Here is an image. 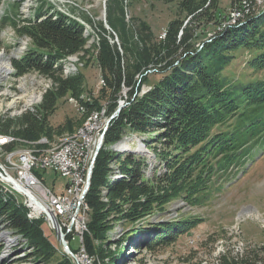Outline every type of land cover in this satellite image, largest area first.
I'll use <instances>...</instances> for the list:
<instances>
[{
	"label": "trees",
	"instance_id": "trees-1",
	"mask_svg": "<svg viewBox=\"0 0 264 264\" xmlns=\"http://www.w3.org/2000/svg\"><path fill=\"white\" fill-rule=\"evenodd\" d=\"M110 1L107 23L119 34L123 52L120 55L115 45L110 44L107 31L101 26L103 36L97 52L91 55L105 80L102 90L110 94L104 98L105 91H102L98 97L79 99L88 111L106 105L110 115L117 109L122 88H128L126 106L104 132L85 195L88 220L83 245L101 264L105 259L116 264L119 258L116 251H121L131 233L143 228L138 223L136 228H131L134 230L127 232L125 222L140 220L144 213L151 211V205L181 194L191 185L192 177L201 181L213 174V168L226 171L234 163L242 164L245 156L264 150V77L242 82L224 74L239 49L246 52L245 67L251 71L264 70V7L257 0H230L229 5L240 15L212 37L207 36L208 32L229 15L219 7V0H176V15L164 30L165 37H154L139 22V28L146 32L136 34V40L132 39V32L127 30L121 16L125 12L124 0ZM126 4L128 0L127 7ZM42 14L40 9L35 11V16L27 19L29 25L21 31L32 37L33 45L13 60L18 73L32 69L54 76L58 67L61 69V65L54 64L84 50L88 41L82 26L72 18L62 13L52 20L42 18ZM186 17L190 19L178 35ZM152 73L158 76L157 80L141 93V86L149 83ZM58 75L54 77L56 89L43 96L34 112L0 123V133L27 141L37 140L41 132L50 136L52 128L47 119L56 108L57 100L67 91L80 98L83 91L82 71L64 79ZM64 126L57 129L62 130ZM66 126L71 129L74 125L69 122ZM129 132L148 134L150 138L144 140L147 148L166 160V173L157 175L153 182L141 169L146 163L142 154L135 151L118 154L111 148ZM153 140L160 141L161 150H157V145L148 144ZM203 155L208 157L207 165ZM213 158L215 163L211 164ZM199 166L200 170L195 172ZM5 199L7 202L0 199V218H5L15 233L28 238V246L36 257L49 262L55 256V246L43 231L41 220H45L28 218V209L16 204V198ZM117 223L123 231L122 239L111 250L107 241ZM166 233L168 227L157 236L151 233L150 237L160 239ZM60 254L55 264H75L66 253ZM263 254L264 245L256 252L247 251L240 256L223 254L218 264H264Z\"/></svg>",
	"mask_w": 264,
	"mask_h": 264
},
{
	"label": "rangeland",
	"instance_id": "rangeland-1",
	"mask_svg": "<svg viewBox=\"0 0 264 264\" xmlns=\"http://www.w3.org/2000/svg\"><path fill=\"white\" fill-rule=\"evenodd\" d=\"M126 1L124 0L123 4L125 12L120 15L127 30L132 32L133 40H136V34L146 32L139 28V22H143L147 26L146 28L151 30L154 37L158 39L165 37L164 30L176 15V0H128L127 7L125 6ZM33 2L32 6H29V4L26 5L27 0H0V62L3 61L6 64L8 62V69H2L3 72L0 73V123L7 122L8 119L14 120L26 112H34L43 96L49 90L56 89L55 75L59 74L58 76L64 79L73 76L79 70L82 71L84 75L81 85L83 91L79 96L80 98L67 91L62 98L57 100L56 108L52 114L48 115L47 119L48 126L52 128L50 136L41 132L37 140L27 141L11 134H4L15 138L9 142V146L0 150L1 160H4L12 150L56 146L62 139L74 135L85 121L86 115L92 110L88 112L84 107L82 112L79 109L81 107L80 100L98 97L104 88L99 82L102 77L99 68L95 65L94 58H91V55L97 52L99 40L103 36L101 26L106 29L110 44L115 45L117 51L121 52L120 55L123 52L120 47L119 34L116 30H112L107 23V9L111 5L110 0H34ZM229 2L230 0H219V7L229 15L221 20L218 27L215 25L216 29L212 28L213 30H210L207 36L212 37L213 34L222 31L229 22L236 20L234 14L237 11H233ZM257 2L259 6L264 7V0H257ZM33 7L36 11L41 10L43 13L41 17H49L54 20L58 17H56L57 13L52 11L54 9L60 13L66 12L69 17L73 18L71 20L76 22L79 20L85 23L88 33L84 32L83 34H86L88 41L85 43L84 50L69 55L76 59L77 71L66 75L63 69L58 67L59 70L54 73V76L32 69L22 73L17 72L12 58L19 57L27 50V47L33 45V39L29 34H21L22 30L29 25L27 19L32 14L31 8ZM189 19L188 17L184 18L178 35L183 32V27ZM212 24L214 23L212 22ZM195 45L199 46V44ZM22 49L24 50L19 52ZM234 54L235 56L231 64L225 68L224 74L233 76L242 82L264 77V70L251 71L249 67L244 66L247 60L244 49H239ZM122 61H124V57L121 58ZM154 73L150 74L149 83L141 86V93L149 90L150 84L157 80L158 76ZM104 91V98H107L110 91ZM127 91V87L122 88L120 96L117 97V107L119 105H122V108L126 106ZM68 119L74 125L72 130L66 126L69 123L67 122ZM61 125H65L62 130L57 129ZM44 138L46 142L43 145L41 141ZM149 138L148 134L138 135L129 132L121 140L123 144H133L131 150L146 158V163L142 164L141 169L145 176L152 179L153 182L157 175L161 176L166 173L167 169L166 160L160 157L159 153L156 154L155 151L147 148L148 145L145 144L144 140ZM138 144L141 146L135 148ZM148 144L150 146L157 145L159 147L157 150H161L160 141L153 140ZM37 145L40 146L37 147ZM120 147L111 146L115 152L122 154L125 151H121ZM148 152H151L154 157L149 156ZM203 157L207 165L208 157L205 158V155ZM210 163H215V159L213 158ZM243 163L245 164L243 165ZM195 170L198 172L200 166ZM37 174L43 183L54 192H59L64 188L67 181L66 177L50 168L39 169ZM208 177H203L201 181H198L195 176L192 177L193 179L189 183L191 185L186 187L181 194L170 199L164 198L162 203L159 201V203L151 205V211L144 213L140 220L125 222L124 227L127 232L133 227L136 228L138 223V226L142 225L143 228L131 233L121 251H116L117 255L119 254L116 264H218L223 254L240 256L247 251L254 250L256 252L258 247H262L264 245V150H259L251 160L249 155L245 156L242 164L234 163L226 171H215L213 168V174ZM111 179L114 181L113 177ZM105 193L104 190L103 194ZM5 198H16L15 200L18 201L16 204L24 206V196L13 192L9 186L0 182V199L7 202L8 199ZM86 213L88 220V212L86 211ZM5 220V218H0V232H3L2 236L10 239L8 241L7 238L1 236L0 264H55L61 256L60 253H65L58 235L51 227L50 220H41L45 235L55 246V256H52L49 262L44 258L36 257L33 250L28 246V238L15 233ZM167 227V237L164 236L160 239L150 237L151 233L154 232L157 236L158 233L164 232ZM121 233H123L121 225L117 223L109 233L110 236L107 241L111 250L122 239ZM78 245V238L70 242L72 249ZM71 259L73 261V258ZM108 260L105 259L104 264H110L111 261ZM92 262L96 264L93 258H91V264Z\"/></svg>",
	"mask_w": 264,
	"mask_h": 264
},
{
	"label": "built area",
	"instance_id": "built-area-1",
	"mask_svg": "<svg viewBox=\"0 0 264 264\" xmlns=\"http://www.w3.org/2000/svg\"><path fill=\"white\" fill-rule=\"evenodd\" d=\"M260 2V1H259ZM239 12L234 16L238 17ZM107 27V25L105 24ZM105 85L103 77L99 79ZM81 109V107L79 108ZM96 111V119L76 143L63 149L56 158H45V150L34 154L10 153L4 160L0 159V176L11 178L22 185L24 198L32 203L36 215L51 219V227L56 235L64 234L67 247L80 264H91V257L83 245V236L87 231L85 223V204L83 203V186L85 176L90 168V158H95L97 139L105 122L109 121L106 105ZM115 118V117H114ZM4 140L0 139V142ZM50 168L67 178L64 188L54 192L47 187L37 174L39 169ZM78 238L79 245L72 249L70 242Z\"/></svg>",
	"mask_w": 264,
	"mask_h": 264
},
{
	"label": "bare ground",
	"instance_id": "bare-ground-1",
	"mask_svg": "<svg viewBox=\"0 0 264 264\" xmlns=\"http://www.w3.org/2000/svg\"><path fill=\"white\" fill-rule=\"evenodd\" d=\"M26 1V0H25ZM28 1V3H26V5H28L29 4V6H32V2L34 1V0H27ZM35 1H37V0H35ZM57 1H59V0H57ZM55 2V1H54ZM34 3V2H33ZM63 3H65L64 1H63ZM58 4V3H57ZM56 4V5H57ZM55 5V6H56ZM61 6V5H60ZM54 8V7H53ZM60 8V7H59ZM53 11H55L54 9H52ZM34 11H35V7H33V8H31V13L33 14L34 13ZM58 12H60V11H58ZM55 13H57V11L55 12ZM63 13V15L64 16H68V14L66 13V12H64V11H62L60 14H62ZM31 15V14H30ZM29 15V16H30ZM52 15H54V14H52ZM28 16V17H29ZM58 16V13L56 14V17ZM78 17V16H77ZM67 18H69V16L67 17ZM54 19H56V18H54ZM69 19H71V16H70V18ZM73 19V18H72ZM79 19V18H78ZM85 20V19H84ZM93 22V21H92ZM78 23L82 26V30H83V28H85L84 30H83V33L85 32L86 34L88 33V30H86V25H85V23H83V22H81V21H79L78 20ZM82 23V24H81ZM92 28H93V25H92ZM90 33V32H89ZM85 34V35H86ZM22 48H23V46H22ZM25 48V47H24ZM27 49H28V47H27ZM24 49H22V50H19V52H22ZM26 51V50H25ZM24 51V52H25ZM23 52V53H24ZM22 53V54H23ZM22 54H20L19 55V57H13L12 58V60L13 59H16V58H20L21 57V55ZM46 57V56H45ZM44 57V59H46ZM2 58V57H1ZM5 60V59H4ZM58 61V60H57ZM1 64H0V73H2L3 72V70L2 69H8V62H7V64L5 63V62H0ZM10 64V63H9ZM78 63H76V59L75 58H71L70 56L69 57H67V58H64V59H62V60H60L59 62H57V63H55L54 64V66L55 67H58L59 65H61V68L63 69V71H64V73L67 75V74H69V73H73L74 71H77L78 69H77V67H78V65H77ZM77 69V70H76ZM36 102H37V100H36ZM39 103V102H38ZM32 110H34L33 108H31ZM31 110V111H32ZM81 111L83 112L84 111V105L81 103ZM89 112V111H88ZM87 112V113H88ZM95 119H96V111H94V110H92V111H90L87 115H86V118H85V121L82 123V125L77 129V131H76V133H74V135H70V136H68V137H66V138H64V139H62L61 141H60V143L58 144V145H54L53 147H51V148H29V147H27V148H22V149H17V150H12L10 153H15L16 151H19V153H22V154H34V152H38V151H44L45 150V158H56L57 156H59L60 155V153L63 151V149H65V148H68L70 145H72V144H75L76 143V139H78V138H80L81 137V134L85 131V130H87L88 128H89V126H91L92 125V123L95 121ZM114 119V118H113ZM111 121V120H110ZM109 125V121H107V122H105L104 123V125L102 126V129H101V131L99 132V139H97V146H98V142L100 141V140H102V143H103V135H104V132H105V130H106V128H107V126ZM0 139H2V140H4V141H2V142H0V150H2V148H6L7 146H8V144H10L9 142H11L12 140H14V137H12V136H9V135H4V134H2V133H0ZM44 142H46L45 141V138L41 141V143L43 144ZM40 143V144H41ZM139 143V142H138ZM142 144V143H141ZM44 145V144H43ZM140 145V144H139ZM143 145V144H142ZM40 145H37V147H39ZM46 146V145H45ZM101 146H102V144H101ZM113 146H121L120 147V149H121V151H125L124 153H127L128 151H127V149H129V148H131L133 145H129L128 146V143H125V144H123V141L122 140H120L119 142H117L116 144H114ZM137 146V145H136ZM136 146H135V148H136ZM36 147V146H35ZM144 147V146H143ZM6 151V150H5ZM8 151V150H7ZM96 151H97V149H96ZM119 152H120V150H119ZM10 153H8L7 155H10ZM7 155H6V157H7ZM91 159V158H90ZM93 161H94V158H92L91 160H90V166L91 165H93ZM88 174H89V169H88ZM114 177H118V176H116V175H114ZM119 179V178H118ZM0 182H2V184L4 183L5 185H8L12 190H13V192H15V193H17V194H21V195H23L24 196V189H23V186L22 185H19V184H16L15 182H13L12 180H11V178H8V177H3V176H0ZM88 185V175H86L85 176V182H84V186H83V190L85 189V187ZM83 203L85 204V211H87V204H86V202H85V196H83ZM23 205L25 206V208H27L29 211H28V213H27V216H28V218H30V219H39V218H43V219H46V220H50L51 221V219L50 218H44L43 216H41V215H36V213H35V211L34 210H32V203L30 202V201H27V200H24V202H23ZM86 221H87V215H85V223H86ZM2 231L0 232V239H1V236H2ZM2 237H4V238H7V240L8 239H10V238H8V237H6V236H2ZM13 237V236H12ZM11 237V238H12ZM5 240V239H4ZM9 241V240H8ZM66 253V252H65ZM70 258H73V262L75 263V264H80L79 263V261L77 260V257L72 253V252H69V253H66ZM91 258H93V260L96 262V264L98 263V264H100L99 263V261L95 258V257H91ZM92 264H93V262H92Z\"/></svg>",
	"mask_w": 264,
	"mask_h": 264
},
{
	"label": "water",
	"instance_id": "water-1",
	"mask_svg": "<svg viewBox=\"0 0 264 264\" xmlns=\"http://www.w3.org/2000/svg\"><path fill=\"white\" fill-rule=\"evenodd\" d=\"M121 109H122V105H119V106L117 107V109L115 110V113L110 117L109 122H110V120H112L114 117H116V116L118 115V113L120 112ZM101 144H102V140H100V141L98 142V146H97L96 154H97V152L99 151V149L101 148ZM146 151H147V150H146ZM147 154H148L149 156H151V157H154V155H153L151 152H148ZM92 167H93V165H91L90 168H89V174H88V185H87V186L85 187V189L83 190V196L86 195V193H87V191H88V188H89L90 177H91V172H92ZM58 238H59V242H60L61 247L63 248V250H64L66 253H69L70 250H69V248L67 247V243H66V241H65V239H64V234L61 233V232H59V233H58Z\"/></svg>",
	"mask_w": 264,
	"mask_h": 264
}]
</instances>
